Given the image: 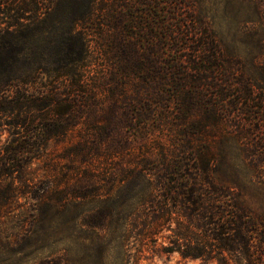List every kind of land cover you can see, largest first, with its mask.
I'll list each match as a JSON object with an SVG mask.
<instances>
[{"label": "trees", "instance_id": "obj_1", "mask_svg": "<svg viewBox=\"0 0 264 264\" xmlns=\"http://www.w3.org/2000/svg\"><path fill=\"white\" fill-rule=\"evenodd\" d=\"M204 1L0 0V92H9L4 97L10 108L25 106L31 114L36 112L35 125L23 119V129L15 132L0 155V225L2 213L9 208L8 200L17 191L11 185L4 188V178L28 166L49 136L66 133L84 113L85 99L78 93L76 97L74 91L80 89L83 73L90 72L87 62L98 48L90 38L95 36L102 49L96 55L99 68L104 69L106 63L113 71L106 79L112 93L119 86L123 98L131 96L124 98L126 104L143 106L147 121L156 107L173 104L175 128L172 131L168 127L167 131L175 142L174 151L188 157H178L169 165L160 162L151 170L146 161L129 168L136 171L138 193L144 192L147 208L143 204L118 208L128 221L116 226L109 221V215L115 213L111 207L98 208L95 204L92 207L98 208L96 211L87 209L89 213L79 225L89 233V251L104 255L115 246L130 256L134 250L138 262L142 252L148 251L156 255L177 252L182 258L216 264H264V205H251L236 178L224 184L212 175V150L197 144L201 136L212 135L211 129L219 130L235 116L239 119H232L233 132L239 140L245 138L239 121L242 116H249V123L261 130L264 35L259 41L261 75L251 79L226 61L216 22L207 15L209 8ZM235 1H245L251 9L249 14L264 15V0ZM262 21L264 29V18ZM95 24L100 26L97 33ZM37 44L45 54V64L24 56L28 46ZM24 68L38 74L54 73L56 79L36 81L39 87L30 93L21 86L30 80L18 75ZM58 81L62 87L56 85ZM156 116L161 121L159 114ZM169 120L164 117L165 126ZM252 155L250 165L257 175L251 174L249 180L264 185V153ZM49 182L26 179L22 194L34 204L59 202L60 193L52 194L54 188ZM97 184L93 178L91 183L69 191L72 203L77 201L72 222L84 211V198L99 201L103 196ZM172 221L175 227H168L172 233L167 244L155 247L157 241L152 236Z\"/></svg>", "mask_w": 264, "mask_h": 264}, {"label": "rangeland", "instance_id": "obj_2", "mask_svg": "<svg viewBox=\"0 0 264 264\" xmlns=\"http://www.w3.org/2000/svg\"><path fill=\"white\" fill-rule=\"evenodd\" d=\"M203 3L209 8L207 15L214 24L216 22V35L226 61L233 63L244 76L251 79L260 77L259 67L263 57L260 54L262 48L259 41L264 35L262 28L264 15L259 17L249 14L251 9L246 6L245 1L206 0ZM98 27H100L98 24L93 26L96 33ZM90 39L98 48L92 52L87 62L90 63V72L83 73L80 80L81 90L74 91L76 97L77 93L83 96L86 106L78 124L66 133L49 136L43 142L39 154L28 166L19 168L2 182L4 188L11 185L17 191L8 200L9 208L2 213L0 264H216L215 261L182 258L177 252L156 255L148 251L142 252L138 262L132 254L134 250L130 256L122 254L114 246V242V248L106 251L104 255L97 253L96 250L89 251V233L84 231L85 227L79 223L89 213L87 209L93 208L95 204H99L98 208L111 207L115 212L109 215V221L113 226L128 221V218H123L117 212L118 208L124 205H141L143 199H146L144 192L138 193L136 171L132 172L129 168L134 167L139 161L141 163L146 161L151 170L160 162L169 165L176 162L178 157L183 160L188 157L187 154L182 155L174 151L172 143L175 142L167 131L168 127L172 131L175 128L172 124V121L175 123L177 116L175 106L169 104L166 109L156 107L148 121L145 120L143 106L126 104L124 98L129 99L131 96L123 98L119 86L116 85L112 93L113 90L109 88L111 86H108L109 81L106 79L113 71L108 69L106 63L104 69L99 68L96 55L102 49L99 48V40L95 36ZM39 44L28 46L26 50L28 55L24 56L29 58V61H35V57L36 62L38 60L39 63L45 64L47 60L44 52L39 51ZM24 69H21L18 75L30 80L21 85L30 93H34V88L39 87L36 81L48 83L53 82V78L56 79L54 73L40 71L38 74L39 72H32L28 68ZM58 82L56 85L62 87V83ZM8 93L0 92V155L15 132L23 129L21 126L23 119L30 121L28 125L33 126L36 121V117L33 118L36 112L31 114L30 108L22 105L14 108L7 106L5 104L7 98L4 96ZM157 114L161 121L156 119ZM164 117L170 119L167 126ZM234 118L239 119V116L232 117L231 121H228L227 125H222L219 130L211 129L212 135L201 136L197 144L199 148L207 146L212 150L213 158L210 160L212 175L224 184H230L236 178L239 188L245 192L250 204L258 207L264 205V185L250 182L249 176L257 175L250 162L254 157L252 153L259 151L264 153V146L260 147L258 144L259 142L263 144L264 125L261 124V130L257 131L254 124L246 119L249 116H242L239 121L242 123L245 138L239 140L233 132L236 129L232 120ZM140 119H143L141 123ZM161 124L164 126H160ZM62 125L63 123L60 124ZM93 178L98 181L99 192L103 196L99 201L95 198L82 199L85 202L84 211L76 223L72 222L73 211L77 205L74 202L77 201L72 203L69 191L78 189L86 182L91 183ZM26 179L35 182L50 181L54 188L51 187V193L54 195L60 193V201L51 200L49 204L46 202L34 204V200L30 202L28 197L22 194L23 181ZM89 186L92 189V184ZM148 205L150 207V204ZM143 207L147 208L146 202ZM165 225L167 226L160 234L152 236L153 240L157 241L155 247H159L160 244L166 245L167 236L172 233L168 227H175L174 221ZM131 241L134 243L136 240L132 237ZM154 250L156 251V248Z\"/></svg>", "mask_w": 264, "mask_h": 264}]
</instances>
